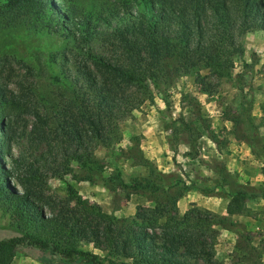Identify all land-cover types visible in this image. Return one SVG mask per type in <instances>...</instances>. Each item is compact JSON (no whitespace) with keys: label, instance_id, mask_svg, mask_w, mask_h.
<instances>
[{"label":"trees","instance_id":"trees-1","mask_svg":"<svg viewBox=\"0 0 264 264\" xmlns=\"http://www.w3.org/2000/svg\"><path fill=\"white\" fill-rule=\"evenodd\" d=\"M127 2L134 12L112 16L114 25L110 26L101 17L98 24L89 16L78 21L51 0H0L1 17L27 13L40 20L46 13L44 29L65 30L61 37H73L83 45L103 38L118 57L109 60L87 53L90 66L62 77L71 94L70 104L63 109V124L56 122L50 138L47 132L32 130V141L44 143V150L32 159L10 154L11 139L1 115L8 101L0 87V213L17 233L0 239V264H12L17 250L39 264H218L213 260V226L236 235V250L256 253L243 226L230 217L250 215L245 205L248 200L258 198L264 203V183L240 185L217 160L208 164L216 175L210 187L189 179L185 182L177 175L157 171L143 156L138 137H129L124 150L113 145L121 140L117 120L142 102L125 91L134 87L149 97L150 88L160 92L171 78L201 66L208 76L225 80L238 91L237 105L224 109L222 115L231 124V135L244 142L264 165L260 123L252 115L249 88L245 90L238 75L232 77L234 57L243 54L240 38L254 31L264 34V0ZM194 82L202 93H210L204 77L196 76ZM35 117L38 123L47 124ZM173 128L188 135V143L194 147L198 135L194 128L182 121ZM209 139L216 144L214 134ZM96 147L106 151L103 160L94 156ZM120 159L145 168L146 176L125 182ZM67 175L76 183L100 181L109 192L120 191L126 200L140 196L152 206H137L129 219L115 218L82 198L63 180ZM47 176L64 181L71 205L54 203L46 196ZM190 190L204 195L216 192L227 199L225 216L198 209L179 215L176 201ZM82 243L102 255L81 248Z\"/></svg>","mask_w":264,"mask_h":264},{"label":"rangeland","instance_id":"rangeland-1","mask_svg":"<svg viewBox=\"0 0 264 264\" xmlns=\"http://www.w3.org/2000/svg\"><path fill=\"white\" fill-rule=\"evenodd\" d=\"M51 2L78 21L89 16L98 24L97 18L101 17L110 26L114 25L112 16L121 17L126 12H134V9L128 8L127 0ZM47 16L46 13L43 17L39 16L40 20L32 19L27 13L17 17L0 16V87L8 101L1 115L5 131L11 139L10 154L13 157L22 155L32 159L44 150L43 142L32 141V130L39 129V132H47L48 135L56 122L58 126L63 124V109L66 111L70 104L71 94L62 77L81 66H90L86 60L87 53L109 60L118 58L103 38L83 45L73 37H61V33H67L65 30L55 33L49 27L44 29L43 24L48 23ZM34 23H37V27ZM240 43L243 54L234 57L232 77L238 75L245 90L249 88L253 101L252 115L256 123H260L264 144V34L260 31L246 33L240 38ZM196 76L205 78L210 93H202L194 82ZM160 88V92L150 88L149 97L143 96L134 87L125 91L131 96L135 94L142 102L117 120L121 140L114 143V149H126L129 146L128 138L136 136L143 156L162 174L177 175L185 182L189 179L210 187L216 175L208 164L211 160H217L223 162L229 175L240 185L264 183V165L250 153L244 142L231 135V124L222 115L224 109L235 108L239 100L238 91L229 82L208 76L206 69L199 66L188 74L171 78ZM35 115L45 119L47 124L38 123ZM181 121L196 130L198 135L194 147L188 143V135L174 130L173 126H178ZM210 134L216 136V144L209 139ZM105 153L102 147H96L93 151L100 160L105 158ZM118 164L125 182L147 174L145 168L132 166L123 159ZM5 165H9L7 159ZM72 171L76 173L74 164ZM63 180L90 204L97 205L102 212L115 218L129 219L135 214L137 206H152L140 196L132 195L126 200L120 191L109 192L100 181L76 183L70 180L69 175ZM64 181L47 176L48 190L45 194L54 203L66 202L71 205L67 201ZM11 183L19 190L14 181ZM227 201L216 196V192L204 195L190 190L176 201V207L179 215L190 209H198L223 217ZM245 205L251 214L232 216L230 220L243 226L256 253L236 250V235L220 226H213V260L218 264H264V203L257 198L246 201ZM44 211L48 213L46 208ZM16 234L9 226L7 217L0 213V239ZM81 248L102 255L90 244L82 243ZM12 264L39 263L17 250Z\"/></svg>","mask_w":264,"mask_h":264}]
</instances>
